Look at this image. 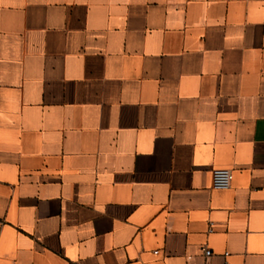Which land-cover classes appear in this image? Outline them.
I'll return each instance as SVG.
<instances>
[{
    "label": "crops",
    "instance_id": "obj_1",
    "mask_svg": "<svg viewBox=\"0 0 264 264\" xmlns=\"http://www.w3.org/2000/svg\"><path fill=\"white\" fill-rule=\"evenodd\" d=\"M225 263L264 264V0H0V264Z\"/></svg>",
    "mask_w": 264,
    "mask_h": 264
},
{
    "label": "built area",
    "instance_id": "obj_2",
    "mask_svg": "<svg viewBox=\"0 0 264 264\" xmlns=\"http://www.w3.org/2000/svg\"><path fill=\"white\" fill-rule=\"evenodd\" d=\"M233 171L231 169H215L213 171V187L215 189L223 190L228 189L232 184ZM212 251L209 248L204 249V255L210 257ZM228 255V253H225ZM228 264V263H225Z\"/></svg>",
    "mask_w": 264,
    "mask_h": 264
}]
</instances>
